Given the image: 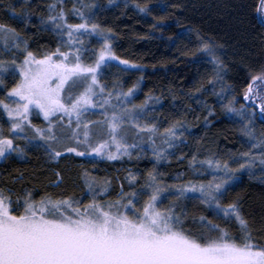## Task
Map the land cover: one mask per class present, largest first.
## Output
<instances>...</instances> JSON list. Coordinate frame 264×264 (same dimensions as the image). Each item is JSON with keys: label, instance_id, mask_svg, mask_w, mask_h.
<instances>
[{"label": "trees", "instance_id": "obj_1", "mask_svg": "<svg viewBox=\"0 0 264 264\" xmlns=\"http://www.w3.org/2000/svg\"><path fill=\"white\" fill-rule=\"evenodd\" d=\"M256 4L257 0H0V23L14 27L27 40V49L38 55L54 50L58 44L61 51L67 50L65 28L63 32L58 27L53 31V24L45 20L49 15L58 16L60 8L68 24L80 23L82 17L78 13H83L85 23L110 28L107 38L111 50L135 67L108 63L102 68L100 81L109 89L127 90L136 85L132 104L147 102L136 122L154 124L156 137L175 122L179 133L161 161L152 158L150 148L138 145L120 160L96 161L71 154L59 162L49 160L38 144L28 143L24 137H31L29 133H16L15 143L24 148V153L11 152L0 161V187L11 189L13 203L17 196L23 197L27 188L33 190L34 199L45 192L54 196L62 192L77 198L84 193L80 199L83 204L92 199L82 175L85 170L96 183L97 193L100 183L107 181L110 190L95 197L104 201L115 198L121 186L127 192L130 186L142 185L150 170L165 184L207 181L219 176L213 173L216 169L207 166V159L212 158L213 163L219 160L221 164L227 160L237 175L220 197L221 203L239 197L240 209L254 238L264 242V165L256 158L251 172L248 166L237 167L242 163L239 156L245 152L264 155V145L258 143L264 133V121L257 115L249 121L247 126L256 133L255 138H250L241 130L247 117L230 116L225 107L232 97L236 98L232 101L236 108L246 103L243 91L250 75L264 65V23ZM75 39L83 45L84 61H94L95 52L89 50L99 48L102 40L90 33H81ZM204 41L213 46L211 54L200 48ZM23 55L24 49L14 45L5 49L0 43V60L6 65V71L0 73V98H5V102L8 88L19 79L11 61L22 60ZM212 55L222 62L219 72ZM30 120L37 126L45 124L37 115ZM8 124L0 108L4 134ZM54 170L62 173V181L52 187L49 183L56 179ZM130 173L134 174V184L127 179ZM165 191L168 194L158 207L175 201V211L183 214L186 227L204 229L205 225L199 223L203 216L239 234L240 226L234 217L228 221L222 214L214 215L199 195L186 193L179 197L175 189Z\"/></svg>", "mask_w": 264, "mask_h": 264}, {"label": "snow or ice", "instance_id": "obj_2", "mask_svg": "<svg viewBox=\"0 0 264 264\" xmlns=\"http://www.w3.org/2000/svg\"><path fill=\"white\" fill-rule=\"evenodd\" d=\"M53 7L49 5V8ZM256 7L264 11V0H257ZM141 10H144L143 6ZM78 15L82 17L78 24L67 23L63 8L59 9L58 16L45 18L53 24V31L58 27L63 32L67 27V50L61 51L58 44L54 50L41 55L27 49V40L14 27L0 23L3 47L7 49L14 45L17 49H24L22 60L11 61L19 70V79L6 93L7 99H19L17 103L9 104L5 98H0V108L9 121L7 134L0 126V157L11 152L24 153V148L15 143L14 138L17 131L26 129L33 130L34 135L24 139L38 144L45 150L47 158L56 162L71 154L83 157L87 153H96L109 158L128 154L131 147L138 145L123 142L120 129L125 121L134 123L138 130L155 131L154 124L136 123L137 116L144 109L143 103L131 106L125 103L120 108L121 98L130 97L136 85L124 92L107 89L108 95L104 94L105 85L98 79L101 66L112 62L113 58L121 60L111 50V41L107 38L112 30L85 23L84 14ZM74 30H90L98 40H102L99 48L89 50L95 52L94 61L85 62L82 58L83 45L77 44ZM200 48L210 54L214 51L208 41L201 43ZM211 59L219 72L222 62L216 55ZM121 63L131 62L121 60ZM5 66V62L0 60V68ZM257 85L264 87V65L250 75L243 91L246 103L236 108L232 103L236 98L232 97L225 105L228 111L241 116L247 114L251 119L259 108V114L264 116V92L254 91ZM113 92L118 98L116 103L112 101ZM248 102L255 104L251 112L245 113ZM109 108L119 111L109 112ZM34 109L43 116V126H37L29 119V112ZM93 110L101 111L102 118L86 119L85 114ZM243 123L241 130L245 135L255 138V131L247 126L249 121L244 120ZM94 124H106L110 137L105 135L93 145L90 141ZM95 131L98 135L103 134L100 130ZM178 134L175 122L161 130V135L168 138L164 143L169 147L168 140L175 143ZM36 137H39L38 141ZM148 139L157 160L166 155L163 147H156L152 135ZM258 143L264 145V133ZM112 145L115 150L106 151ZM239 158L242 163L237 167L248 166L249 172L256 158L264 165V155L257 157L255 153L245 152ZM207 166L220 170L221 175L212 176L207 181L165 184L150 170L142 185L130 186L127 192L121 186L115 198L104 201L95 197L107 194L110 190L107 181L100 183L97 193L96 183L85 170L82 175L87 195L92 199L83 204L80 199L84 193L77 198L62 192L55 196L45 192L34 199L33 190L27 188L23 197L17 196L13 203L11 189L0 187V264H264V242L254 238L253 229L240 209L239 197L228 203L220 200L236 178V169H230L227 160L223 164L219 160L213 163L212 158L207 159ZM54 172L56 179L49 183L52 187L62 181V173L59 170ZM127 179L130 184L135 183L134 174L130 173ZM165 189H175L179 197L191 194L189 190L199 193V198L212 208L214 215L222 214L228 221L235 218L240 226L239 234L229 232L203 216L199 223L205 225L204 229L186 227L183 214L175 211V201H170L167 207H158L163 196L168 194ZM145 193L147 195H143Z\"/></svg>", "mask_w": 264, "mask_h": 264}, {"label": "rangeland", "instance_id": "obj_3", "mask_svg": "<svg viewBox=\"0 0 264 264\" xmlns=\"http://www.w3.org/2000/svg\"><path fill=\"white\" fill-rule=\"evenodd\" d=\"M258 16H259V19L260 21H264V11H260L258 10ZM65 30L66 32L68 31L67 27H65ZM76 31V35H75V38H77V35H80L81 33H90V30L88 32H84L83 30H74ZM94 35V34H93ZM95 36V35H94ZM2 44V42H0ZM110 63H116V64H119V65H122L124 67H128V68H133L135 66L131 65V64H122L121 63V60H115V58L112 59V62ZM108 64V63H106ZM102 65L101 66V72H102V68L106 65ZM15 68V67H14ZM15 70L18 72L19 74V70L15 68ZM6 71V69L4 68H0V73H4ZM100 76V75H99ZM99 76H98V79H99ZM100 80V79H99ZM107 87H105V95H108V91H107ZM114 90H117V91H120V92H124L126 90H123V89H114ZM137 91V86L135 87V89L133 90V93L130 97H126V98H121L122 102L120 104V108H123L124 107V104L126 103L127 105L131 106V105H134L132 104V98L133 96L135 95ZM254 91H259V92H264V87L260 86V85H257V88L254 89ZM19 98H16V99H8V102L6 103H9V104H15L17 103ZM117 97L115 96V92H113L112 94V101L113 103H116L117 102ZM255 102H248L247 105L249 106L248 108H245V113H248V112H251L252 109H253V106H254ZM144 107H147V102L146 104L144 105ZM113 110H116V111H119V109H113V108H109L108 111L111 112ZM256 115L259 119L263 120L264 121V116L260 115L259 114V108L256 109ZM228 114L230 116H235L237 118H242V117H247V120L248 121H251V119H253V117H255V115L249 119L248 115L245 114L243 116L241 115H238L236 112H228ZM6 115V113H5ZM32 115H37L40 119H42L44 121V118L41 114H39V111L37 109H34L32 111L29 112V119ZM103 116V113L101 111H98V110H93V111H90L88 113L85 114V118L86 119H89V120H96V119H99V118H102ZM7 117V115H6ZM56 119H58V117H56ZM45 122V121H44ZM137 123V122H136ZM93 128V133H92V138H91V141L90 143H92L93 145L98 142L100 139H104L105 138V135L109 136L110 137V133H108L107 131V125L104 124V125H100V124H94L92 126ZM95 130H100L103 134L101 135H98L97 134V131ZM18 134H30L31 136L34 135V131L31 130V129H26L24 131H17ZM120 133H121V136L123 138V142L124 143H127L129 145H145L146 147L150 148L151 151H152V155H153V146L151 144V142L149 141L148 139V136L149 135H152L153 136V139L155 140V144H156V147H163L164 150L167 149L168 145H166L164 143L165 140H167L168 138L167 137H164V136H159V137H156L153 132L152 133H149L147 132L146 130H138L136 127H135V124L134 123H129L127 121H125L124 123V126L120 129ZM36 140L38 141L39 140V137H36ZM172 143L171 140H168V144ZM134 147H131L129 149V152L128 154L133 150ZM115 150V146L112 145L110 148L106 149V151H114ZM128 154H121V155H118V156H114V157H107L106 155H98L96 153H87L86 155H84L83 157H80V158H84V159H90V160H96V161H103V160H110V161H115V160H120L123 158V156H127ZM76 156V154H73ZM78 157V156H77ZM163 157V155L161 156V158ZM4 157H0V161L3 159ZM154 160H157L156 157L153 155L152 157ZM161 158L158 160V161H161ZM263 169H264V166H262ZM264 172V171H263ZM213 173L215 174H218L219 176L221 175V172L220 170H214ZM189 193H192L191 190H189ZM194 194H197L199 195V193H194Z\"/></svg>", "mask_w": 264, "mask_h": 264}]
</instances>
